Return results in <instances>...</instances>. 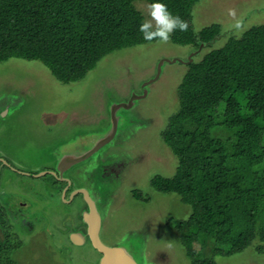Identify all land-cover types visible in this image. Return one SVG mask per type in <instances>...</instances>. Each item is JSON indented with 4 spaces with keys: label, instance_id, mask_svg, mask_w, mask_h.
Listing matches in <instances>:
<instances>
[{
    "label": "rangeland",
    "instance_id": "obj_1",
    "mask_svg": "<svg viewBox=\"0 0 264 264\" xmlns=\"http://www.w3.org/2000/svg\"><path fill=\"white\" fill-rule=\"evenodd\" d=\"M136 3L149 19L148 2ZM192 22L196 31L220 24L222 34L197 48L170 39L167 44L154 41L116 50L71 84L59 82L38 60L0 62V206L13 207L14 192L24 190L27 194L21 196L30 203L32 216L42 218L33 219L32 240L23 238L30 245L19 263L98 264L100 253L89 243L71 242L73 234L81 233V213L86 211L81 196L72 202L62 199L61 204L56 194L65 182L54 174L34 173L61 175L65 161L111 138L64 172L72 187L86 188L97 204L101 238L125 246L139 264H191L169 221L187 218L191 207L176 193L154 190L149 180L156 173L173 176L176 170V159L160 132L178 108L177 89L189 60L221 47L231 33L239 36L263 23L264 0H198ZM136 187L150 200H136L131 193ZM46 224L52 226L50 234ZM62 247L68 249H62L66 255L59 252ZM214 261L264 264V251L253 243L232 256L217 255Z\"/></svg>",
    "mask_w": 264,
    "mask_h": 264
},
{
    "label": "trees",
    "instance_id": "obj_2",
    "mask_svg": "<svg viewBox=\"0 0 264 264\" xmlns=\"http://www.w3.org/2000/svg\"><path fill=\"white\" fill-rule=\"evenodd\" d=\"M137 1L0 0V62L38 60L59 82L81 81L106 55L150 43L139 31L146 17ZM162 2L188 24L171 34L173 43L197 48L222 34L216 23L194 29L198 0ZM177 95L178 108L160 132L176 170L149 180L191 207L187 218L169 220L191 264H215L217 255L253 243L264 251V22L189 61ZM131 193L150 200L137 187ZM10 226L0 209V264H22L29 244Z\"/></svg>",
    "mask_w": 264,
    "mask_h": 264
},
{
    "label": "flooded vegetation",
    "instance_id": "obj_3",
    "mask_svg": "<svg viewBox=\"0 0 264 264\" xmlns=\"http://www.w3.org/2000/svg\"><path fill=\"white\" fill-rule=\"evenodd\" d=\"M1 161L6 163V160L4 161V160L1 159ZM72 166H69V167L65 168V170H64L63 167H61V171H62L61 173L63 175L62 174L59 175V173L55 172V171L54 172H52V171H43V172L37 173V174L34 173V175H35L34 177L42 176V175H45V174H54L56 176V178H59V180H63L65 182V184L63 186V183H61L62 185H61L59 191L56 194V196H58L57 197L58 199L57 198L56 199L59 200L61 204H62V199H64L65 202H72L75 198H77L78 196H81V198L83 199V201L85 203L86 211H82V213H81L82 217H83V219H82V227L79 229V230H81V233H79V231H78L76 234H73V240L71 242L73 243V245H76V246H85V244L89 243L93 248H95L92 245V241H91L90 235L88 233V223L85 221L86 217H84L85 213H87L89 211L88 204H87V202H86V200H85V198L83 196V193H81V192H77L76 193V191L82 189L83 187H81V188L72 187V184H73L72 181H70V179H68V178H65V176H64V172L67 171ZM30 174H32V173H30ZM63 181H60V182H63ZM84 189H86V188H84ZM14 194H15V198H14V202L12 204L13 207H11V206H7V207L6 206H0V209L4 210V212H5V214H6L7 218H8V221L11 224L10 228H12V230L13 229L14 230L15 229L18 230V232L21 233V235H20L21 238H25L26 237V238H29V239L32 240L31 236L34 233L33 229H34V226H35V223L33 222V219L39 220V219H42V218H37L35 216H32L31 207H29L30 203H28L22 197L23 195L25 196L27 194V191H24V190L20 191V192L18 191V193L14 192ZM51 196H54V195H51ZM90 196H91V194H90ZM34 197L35 196H33L32 199H33V201H36V199ZM91 198H92V196H91ZM96 206H97V204H96ZM97 211L99 212L98 207H97ZM44 214H47V211H44ZM100 217H101V215H100ZM102 224H103V220H102V217H101V227H100V230H99L100 238H101ZM51 228H52V226L49 225V224H46V226L44 227L45 231L48 232V234H50L49 232H51ZM59 231H62V230H59ZM55 232H56V230H55ZM1 233L3 234V232H2V230L0 228V236H2ZM68 237H69V235H68ZM101 240L104 243H106L102 238H101ZM61 245L62 244H60L59 246H61ZM108 245H110V244H108ZM114 245H116V244H114ZM62 248L65 249L64 247H62ZM66 250H68V249H66ZM96 251L99 252L97 249H96ZM101 256H102V254L100 253V258H101ZM90 260H92V259H90ZM96 264H97V262H96ZM98 264H100V259L98 261Z\"/></svg>",
    "mask_w": 264,
    "mask_h": 264
},
{
    "label": "water",
    "instance_id": "obj_4",
    "mask_svg": "<svg viewBox=\"0 0 264 264\" xmlns=\"http://www.w3.org/2000/svg\"><path fill=\"white\" fill-rule=\"evenodd\" d=\"M191 60L192 58L189 61ZM113 123V132L115 134L117 130V122L115 121V118ZM110 139L111 138H108L105 141L99 143L84 154L68 159L63 163L62 167L65 170V168L90 157ZM77 192L83 193V196L89 207V211L85 213L84 217H86L85 221L88 223V233L90 235L92 245L102 254L100 258V264H139L138 260H136L134 255L128 249H126L125 246L108 245L101 240L99 236V230L101 227V217L99 212L97 211L95 201L91 198L89 192L86 189L82 188L76 191V193Z\"/></svg>",
    "mask_w": 264,
    "mask_h": 264
},
{
    "label": "clouds",
    "instance_id": "obj_5",
    "mask_svg": "<svg viewBox=\"0 0 264 264\" xmlns=\"http://www.w3.org/2000/svg\"><path fill=\"white\" fill-rule=\"evenodd\" d=\"M147 7L150 18L139 27L145 41L157 40L162 44H167L174 31H187V22L181 17L173 15L162 0H151Z\"/></svg>",
    "mask_w": 264,
    "mask_h": 264
}]
</instances>
